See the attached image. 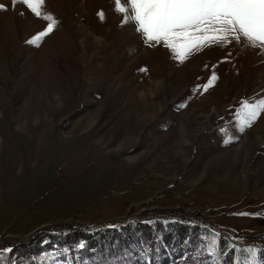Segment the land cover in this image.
<instances>
[{"label":"rangeland","instance_id":"obj_1","mask_svg":"<svg viewBox=\"0 0 264 264\" xmlns=\"http://www.w3.org/2000/svg\"><path fill=\"white\" fill-rule=\"evenodd\" d=\"M0 5V264H264V51L180 63L115 0Z\"/></svg>","mask_w":264,"mask_h":264},{"label":"snow or ice","instance_id":"obj_2","mask_svg":"<svg viewBox=\"0 0 264 264\" xmlns=\"http://www.w3.org/2000/svg\"><path fill=\"white\" fill-rule=\"evenodd\" d=\"M18 0H13V4ZM41 17L44 0H19ZM0 10H6L0 5ZM115 11L122 24L131 25L149 47L163 45L174 58L184 63L192 55L211 46H227L245 41L264 51V0H115ZM103 19V13H98ZM47 27L27 41L39 46L50 35L56 21L50 15ZM145 70V69H142ZM218 79L215 71L203 86L205 92ZM264 113V99L244 101L241 123L250 127ZM253 260L255 250L248 249ZM252 264V262H248Z\"/></svg>","mask_w":264,"mask_h":264},{"label":"trees","instance_id":"obj_3","mask_svg":"<svg viewBox=\"0 0 264 264\" xmlns=\"http://www.w3.org/2000/svg\"><path fill=\"white\" fill-rule=\"evenodd\" d=\"M68 227H71V225H68ZM148 229H149L148 226L145 227V231H143L142 237L138 236L137 238H135L136 231H131V232H134V235H131L130 237H127L128 238V243L131 244L130 246H132V244L133 245H137L136 243H137V240H139V239H141V241H139L140 246L145 245V244L147 246H149L148 244H150V236L147 235ZM131 232L129 234H131ZM152 248H154V247H152ZM135 249H137V248H135ZM135 249H133V250H135ZM145 253L147 254L146 258H148L151 261V259H150L151 255L148 254L147 252H145ZM182 256H184V253H182ZM227 259H228V264H230V261H229L228 257H227ZM226 260L224 261V264H225ZM137 264H149V263L146 262V259H144V262H140L137 259Z\"/></svg>","mask_w":264,"mask_h":264}]
</instances>
